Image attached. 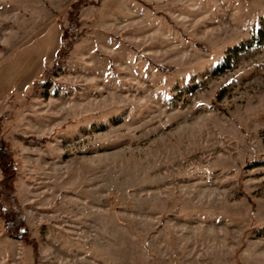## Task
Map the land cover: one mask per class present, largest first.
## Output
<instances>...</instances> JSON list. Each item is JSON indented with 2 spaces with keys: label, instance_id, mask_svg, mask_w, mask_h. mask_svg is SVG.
Wrapping results in <instances>:
<instances>
[{
  "label": "rangeland",
  "instance_id": "rangeland-1",
  "mask_svg": "<svg viewBox=\"0 0 264 264\" xmlns=\"http://www.w3.org/2000/svg\"><path fill=\"white\" fill-rule=\"evenodd\" d=\"M0 158V264H264V0H0Z\"/></svg>",
  "mask_w": 264,
  "mask_h": 264
},
{
  "label": "trees",
  "instance_id": "trees-1",
  "mask_svg": "<svg viewBox=\"0 0 264 264\" xmlns=\"http://www.w3.org/2000/svg\"><path fill=\"white\" fill-rule=\"evenodd\" d=\"M76 1L72 2L69 8V13H71L72 17L75 16L76 13ZM73 41V40H72ZM68 42L67 45H61V50H67L71 44V42ZM11 161H3V159L0 158V169L3 175V178L1 180V183H3L4 186H11L13 182V166Z\"/></svg>",
  "mask_w": 264,
  "mask_h": 264
},
{
  "label": "flooded vegetation",
  "instance_id": "flooded-vegetation-1",
  "mask_svg": "<svg viewBox=\"0 0 264 264\" xmlns=\"http://www.w3.org/2000/svg\"><path fill=\"white\" fill-rule=\"evenodd\" d=\"M10 226H12V224H9Z\"/></svg>",
  "mask_w": 264,
  "mask_h": 264
}]
</instances>
